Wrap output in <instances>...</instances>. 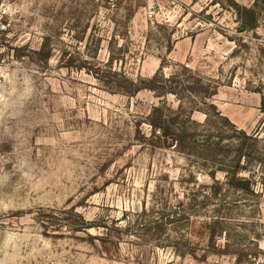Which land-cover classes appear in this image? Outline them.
I'll list each match as a JSON object with an SVG mask.
<instances>
[{
	"label": "rangeland",
	"instance_id": "rangeland-1",
	"mask_svg": "<svg viewBox=\"0 0 264 264\" xmlns=\"http://www.w3.org/2000/svg\"><path fill=\"white\" fill-rule=\"evenodd\" d=\"M254 5L0 0V264L264 255V12L239 30ZM151 83L178 95L136 90ZM163 101V117L192 116L194 146L154 131ZM241 141L250 191L228 183Z\"/></svg>",
	"mask_w": 264,
	"mask_h": 264
},
{
	"label": "trees",
	"instance_id": "trees-1",
	"mask_svg": "<svg viewBox=\"0 0 264 264\" xmlns=\"http://www.w3.org/2000/svg\"><path fill=\"white\" fill-rule=\"evenodd\" d=\"M261 3V7H259V9H261V11L257 12L256 7L258 6V4ZM263 9H264V0H255V5L254 6H241V9H239V17H240V25H239V30H248V29H253L256 28L259 24V19H258V14L262 13L263 14ZM156 80L155 77L148 79V82L154 81ZM149 88V89H153V90H157L158 87H162L161 83L155 85L154 83L152 84H147V85H142V86H136V90H139L141 88ZM174 93L176 95H178L177 91H174L170 88H164L162 87V91H160V94L163 95L164 93ZM208 98H210L207 95ZM164 102H162L161 107L155 106L153 108V110L155 111H160L161 114V118L163 119V123L161 121L159 122H154L152 121L151 124L154 128V131L159 130V133L162 131L163 134H161L165 139H171V142H173V144L175 146H178L180 149H187L190 146H194V144L196 143L195 139H192V136L194 135L193 131H191L190 128V124L189 122H193L192 116H188V121H184V123H181L180 118L178 116L179 113H175V115H173L172 117H170L168 119V117H163L164 115L162 114L163 110L162 107L164 105ZM181 105V104H180ZM182 106V105H181ZM215 106V105H214ZM216 113L221 116L222 118H224L225 120L229 119L224 116L222 114V112L216 108ZM206 114V119H208L209 114L207 112H205ZM172 122L173 124H175V131H173L169 125L166 126V122ZM239 129H235V132H241L244 136L245 139L248 138H253L249 135H246V133L244 131H238ZM254 139H257V137H254ZM211 141V139L206 138L204 140V143H209ZM212 142V141H211ZM219 147V150H223V151H228L227 149V145L220 147V141H214ZM238 153L236 154L235 160L233 162V166L230 167V169H227V171L230 173L229 177H228V183L229 185H231L232 187L241 189L243 191H250L251 190V185L252 182L248 177L245 176H241L238 175L239 171L242 169H246L247 165L242 164V157H250V153L247 151V145H246V141H241L238 145ZM218 184V183H217ZM217 186V185H216ZM214 189V193L216 194L218 192V190L220 189L219 185ZM83 224H89L88 221H83ZM85 228L90 227V225L88 226H83Z\"/></svg>",
	"mask_w": 264,
	"mask_h": 264
},
{
	"label": "built area",
	"instance_id": "built-area-1",
	"mask_svg": "<svg viewBox=\"0 0 264 264\" xmlns=\"http://www.w3.org/2000/svg\"><path fill=\"white\" fill-rule=\"evenodd\" d=\"M110 8H114L120 0H98ZM254 262L252 264H264V255H259L258 257H254Z\"/></svg>",
	"mask_w": 264,
	"mask_h": 264
}]
</instances>
